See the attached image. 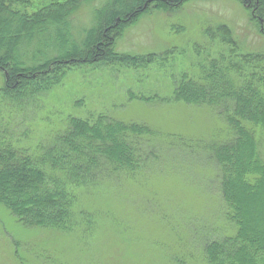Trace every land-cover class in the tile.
I'll list each match as a JSON object with an SVG mask.
<instances>
[{
    "label": "rangeland",
    "instance_id": "1",
    "mask_svg": "<svg viewBox=\"0 0 264 264\" xmlns=\"http://www.w3.org/2000/svg\"><path fill=\"white\" fill-rule=\"evenodd\" d=\"M27 1L24 9L30 13L50 2ZM99 3L83 4L72 24L87 28ZM249 16L238 0H186L168 11L149 8L115 45L118 52L153 54L147 66L82 64L38 101L5 104L0 96V131L6 129L13 141L21 136L19 146L58 130L68 116L104 113L155 131L140 146L147 160L131 176L103 179L88 194H79L75 214L80 223L72 230L24 226L0 204V264H204L202 240L235 231L223 214L219 174L208 148L231 133L212 107L168 98L183 73L193 77L218 50L227 54L226 45L205 35L207 26L226 23L240 51L264 52V34ZM71 35L76 39L74 27ZM153 95L166 101L141 98ZM257 135L264 159V133ZM248 204L253 216L260 206Z\"/></svg>",
    "mask_w": 264,
    "mask_h": 264
},
{
    "label": "trees",
    "instance_id": "2",
    "mask_svg": "<svg viewBox=\"0 0 264 264\" xmlns=\"http://www.w3.org/2000/svg\"><path fill=\"white\" fill-rule=\"evenodd\" d=\"M94 1L50 0L30 13L24 9L27 0H0L2 102L38 101L37 96L82 64L147 66L155 60L153 54L118 52L116 40L149 8L168 11L186 0H98L87 28L72 24L79 8ZM238 1L264 34V0ZM204 33L226 45L227 54L218 50L193 77L183 73L168 98L212 107L231 133L230 139L208 148L219 174L223 214L235 231L220 238L208 234L200 244L203 261L264 264V202H259L264 199V159L257 135L264 133V52L240 51L226 23L207 26ZM141 98L166 101L158 95ZM50 132L35 144L19 146L21 136L13 141L6 129L0 131V204L24 226L65 231L80 223L75 214L79 194H88L103 179L131 176L147 160L140 150L144 138L155 133L143 123L104 113L68 116ZM255 202L260 207L253 209L254 218L244 204Z\"/></svg>",
    "mask_w": 264,
    "mask_h": 264
}]
</instances>
